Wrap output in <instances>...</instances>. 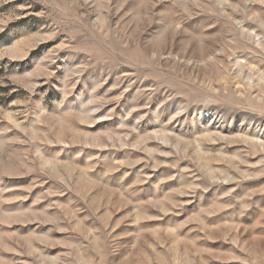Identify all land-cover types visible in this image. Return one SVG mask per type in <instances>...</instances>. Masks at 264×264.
Instances as JSON below:
<instances>
[{"label":"rangeland","instance_id":"rangeland-1","mask_svg":"<svg viewBox=\"0 0 264 264\" xmlns=\"http://www.w3.org/2000/svg\"><path fill=\"white\" fill-rule=\"evenodd\" d=\"M0 264H264V0H0Z\"/></svg>","mask_w":264,"mask_h":264}]
</instances>
